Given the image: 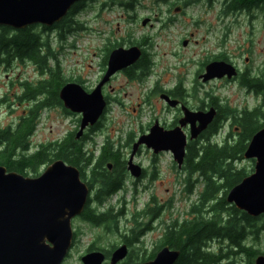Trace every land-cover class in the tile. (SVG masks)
<instances>
[{"label":"rangeland","instance_id":"rangeland-1","mask_svg":"<svg viewBox=\"0 0 264 264\" xmlns=\"http://www.w3.org/2000/svg\"><path fill=\"white\" fill-rule=\"evenodd\" d=\"M224 3V0H85L72 17L78 25H71L62 37L57 30L42 33L53 55L50 68H58L66 83H76L86 92H91L102 79L107 69V59H103L113 49L137 46L152 63L148 77H140L141 72L132 69L136 78H130L122 71L102 88L107 106L99 129L84 132L88 135L84 147L97 156L106 140L114 145L125 163L123 187L99 204L95 199L98 184L91 183L85 173L82 180L91 183L88 208L95 214H108L112 219L109 223L94 225L83 221L81 216L75 217L71 222L72 246L61 264H82L81 257L91 252L103 253L107 259L103 264H109L110 252L125 244L127 238L138 235L140 226L149 219L141 216L154 208H161L160 220L166 224L190 221L200 213L207 216V205L202 206L201 202L203 179L198 173L189 175L183 167L178 169L169 152L154 155L141 147L134 163L145 169V176L138 179L130 176L126 162L132 144L146 134L155 121L166 127L182 117L160 99V95L179 84L182 99L191 109L211 102V98H215L221 108L227 107L236 114L262 103L260 96L239 81L225 78L203 82L198 78L204 73L202 64L219 54L225 55L244 77L264 75V14L254 9L245 11L249 14L226 17L221 12ZM144 20L147 23L143 26ZM36 31L41 33L40 28ZM46 78L48 76L40 75L32 64H16L10 69L0 67V100L5 99L0 103V128L15 125L31 105L17 99L23 92L21 84L37 85ZM80 119V115L70 113L62 105L44 109L29 140V153L36 151L39 145L76 133ZM185 133L189 135V131ZM239 133L240 128L231 118L210 139L218 144L228 136L230 141H237ZM47 165L38 167L35 172L28 170L26 174L36 177ZM254 166V160L244 158L234 164L236 169L245 170L246 176L253 173ZM188 184H191L190 192L186 190ZM226 191L220 190L216 197ZM192 208L198 213H193ZM245 244L264 255V232L258 240L247 236ZM220 245L229 244L211 240L205 247L216 252ZM128 260L138 261L136 242L128 245L127 257L118 264ZM220 264H248V260L239 254Z\"/></svg>","mask_w":264,"mask_h":264},{"label":"water","instance_id":"water-1","mask_svg":"<svg viewBox=\"0 0 264 264\" xmlns=\"http://www.w3.org/2000/svg\"><path fill=\"white\" fill-rule=\"evenodd\" d=\"M82 1L0 0V27L23 30L40 25L50 28ZM146 23L144 20L142 25ZM140 57L141 50L137 46L116 48L109 53L105 74L91 92L76 83H66L60 88L58 97L63 108L81 117L76 140L100 120L106 108L102 88L117 72L135 65ZM236 75L233 65L214 61L205 66L199 79L207 82L226 77L229 80ZM160 98L169 107L177 106V101L166 95ZM182 113L175 128L165 130L156 121L147 134L133 143L126 162L131 177L138 179L141 176V167L134 163L141 146L155 155L169 152L177 168L181 169L188 141L196 140L206 130L215 110L193 112L183 107ZM188 125L187 137L183 128ZM243 158L255 161L254 171L227 192L225 201L247 216L257 218L264 215V127L251 137ZM108 168H111L110 164ZM89 192L79 170L60 159L47 165L36 177H25L0 166V264H61L73 241L71 221L83 214ZM127 251L124 244L113 250L109 264L124 260ZM178 257L179 252L163 248L154 260L145 264H175ZM80 260L82 264H103L105 256L101 252H91ZM254 264H264V255L256 256Z\"/></svg>","mask_w":264,"mask_h":264},{"label":"trees","instance_id":"trees-1","mask_svg":"<svg viewBox=\"0 0 264 264\" xmlns=\"http://www.w3.org/2000/svg\"><path fill=\"white\" fill-rule=\"evenodd\" d=\"M82 4L83 2L75 4L61 22L50 28L40 25L23 30L0 27V67L10 69L16 64H32L40 75L48 76L37 85L28 82L21 84L23 92L17 99L30 102L31 105L15 125L0 128V166L27 177L28 170L35 172L40 166L50 164L57 159L63 160L67 165L79 170L81 179L87 172L91 183L98 184L96 197L101 204L104 199L122 189L124 178L125 163L121 161L118 152H114V145L108 140L102 144L97 156L92 150L89 152L85 150L84 142L88 135H83L81 139L76 140V133H70L62 140L51 144L39 145L36 151L29 153V140L36 130L41 112L44 109L62 105L58 93L66 83L58 68L56 70L50 68L49 64L53 55L50 53L48 40L43 39L41 35L44 32L57 30L62 37L70 30L71 25H78L72 17ZM230 5L233 10L256 7L264 12V0H231ZM37 28L41 29V33L36 31ZM143 55L132 68L128 69L126 74L130 78H136L132 69L139 70L140 77H148L152 63L145 52ZM242 84L252 88L257 95L264 93V75L245 76ZM169 93L174 96L182 95L180 84ZM4 102L5 99L0 100V103ZM231 113L227 107L221 108L218 120L206 129L203 143H189L186 148L183 168L189 175L198 173L203 179L204 190L201 202L202 206L206 204L208 209L206 217L201 216L200 213V216L194 218L191 223L182 225L181 230L171 234L169 245L177 249L182 236H187L186 251L181 252L187 264L223 262L224 258L228 257L227 254H231L228 249L220 248L218 254L211 250L201 251L202 243H209L214 239L236 246L238 253L246 256L248 264H254L255 257L260 254L257 250L246 247L245 240L250 234L245 231L253 229L251 236L258 240L260 233L264 232V216L249 217L228 205L225 198L227 192L247 175L245 170L236 169L234 164L243 159V153L251 137L264 127V110L257 107L250 112L244 111L240 116L234 115L233 122L240 128L238 140L230 141L228 136L221 144L212 143L210 138L215 136L221 128L219 122L227 119ZM98 124L89 131H97ZM109 164L112 165L111 171L108 170ZM91 183H88L89 188ZM190 186L191 184H188L186 188L188 192H190ZM222 189L227 191L223 196L216 197ZM192 212L198 213L195 208H192ZM83 218L94 225L109 223L112 219L108 214H95L88 206H85ZM137 236L127 238L126 243L128 245L135 243ZM224 251L226 253H223ZM130 263L132 262L128 260L126 264Z\"/></svg>","mask_w":264,"mask_h":264},{"label":"flooded vegetation","instance_id":"flooded-vegetation-1","mask_svg":"<svg viewBox=\"0 0 264 264\" xmlns=\"http://www.w3.org/2000/svg\"><path fill=\"white\" fill-rule=\"evenodd\" d=\"M224 2H225L224 3V10H222L221 12H222V15L223 16H226V17L231 16V15L236 14V13H248L249 14V12H245V11H250V10L257 9L256 7H250V8H242V9H237L236 8L235 10H233V7L230 8V6H231L230 5L231 0H224ZM240 11H243V12H240ZM262 13L264 14V12H262ZM118 48H120V47H118ZM122 48H124V47H122ZM128 48H130V47H128ZM105 51L107 53V51H109V50H105ZM143 54H144V51L141 50V57L144 56ZM107 59H108V57H107ZM103 61H105V58L103 59ZM214 61H224V62L229 63V64L232 65V63H230L228 61V59H226L225 55L219 54V55H217L215 57L210 58L209 60H207V62H205L204 64H202L203 68H205V66L207 64H209L211 62H214ZM235 69L237 71L236 77H233V78H231L229 80L226 77H224L221 80H225V78H226L228 81H232V82L239 81L240 85L244 86L246 89H248L250 92H253V94H254L255 91L252 88L248 87L247 85H243L242 84V81H243V77L244 76L240 74L239 70L236 67H235ZM123 71H124V73H127L128 69L123 70ZM120 72H122V71H120ZM117 73H119V72H117ZM200 75H202V73L198 75V78H199ZM162 95H166L171 100L177 101V106L174 107L173 109L174 110H177L178 113H179V115H181V116H183V113H182V108L183 107H185L188 110L193 111V112H197V111L207 112L210 109H214L215 110V116H214V118H213V120H212V122L210 124H213V122H215V120H218V118L220 116L221 107L218 105V103H217V101H216L215 98H211V102H209L207 104H203V105H201L200 107H198L196 109H191V108H189L187 106L186 102L183 101V99H182L183 94L180 95V96H174V95L170 94L169 91H167V92L163 93ZM258 96H260L262 98V103L259 105L258 108H260L261 110H264V105H263L264 93L263 94H259ZM164 106H166V105H164ZM166 107H168V106H166ZM252 110H250V111H252ZM244 111L250 112V111L244 109L243 111H241V112H239L237 114L236 113H231L228 116L227 119H225L222 122H219L221 124L220 127L223 125L224 122L229 121V119H231V118L233 119L234 115L235 116H240V115L243 114ZM181 118L182 117H179V118L177 117V119L176 120L174 119L170 125H167L166 127L165 126H162V127L164 129H166V130L173 129V128H175L178 125V121ZM208 126H207V128H208ZM98 127H99V124H98ZM186 130L189 131V125L184 128V132H186ZM205 131L202 134H200L196 140H194V143L195 142L197 143L200 139H203L204 138ZM140 151H141V148H139L138 152H140ZM114 152H116V151H114ZM118 156L121 158V154L119 152H118ZM141 169H142L141 170V178H142V177L145 176V169H143V168H141ZM108 170L111 171L112 168H110V169L108 168ZM87 186H88V184H87ZM89 190H90V188H89ZM88 197H89V195H88ZM95 199H96V202H97L96 194H95ZM88 201H89V198L87 199V202ZM86 206H87V203H86ZM160 211H161V208H156V209L154 208V209L148 210L146 214H143V216H141V217H144V218L149 217V219H148V221L146 222L145 225L142 224L140 226L141 228H139V231H138V236H137V241H136V243L138 245V261H137L136 264H145L147 262H150V261L154 260V258L157 255V253L160 252L163 248H168L171 251H177V252H179V257L176 260L175 264H187L186 263V260H185V256H183V258H182V253L186 251L187 236L186 235L182 236V241H181L178 249L176 247H170L169 241H170L171 234L173 232L178 231L182 227V225H186V224L191 223L192 220L180 222L179 224L176 223V222L174 223V221H172L171 223L166 224V223H164V222H162L160 220V215H159ZM81 219L83 221H86L83 218V214L81 215ZM155 225H157L156 229H155ZM160 231H162V232L160 233ZM247 231L250 234L249 236H251V233H253V229L246 230L245 233H247ZM215 240L218 241V239H214V241ZM245 242H246V240H245ZM206 244L207 243H202L203 246H202V250L201 251H204V250L205 251H209L210 250L208 247H205ZM124 245H127V249H128V244L125 243ZM223 246L224 245H220L219 246V250H220V248H223ZM235 247L236 246H230V245H228L227 247L224 248V250L225 249H228L230 251V253H231L230 255L227 254L228 257L227 258H224V261L227 260V259H230V258H232L234 256L239 255L238 248L237 247L235 248ZM246 247H248V246L246 245ZM218 252L219 251L217 250L215 253L218 254ZM127 255H128V251H127Z\"/></svg>","mask_w":264,"mask_h":264}]
</instances>
